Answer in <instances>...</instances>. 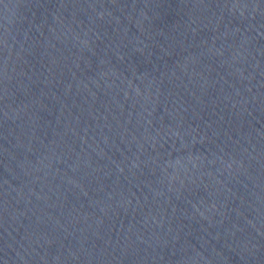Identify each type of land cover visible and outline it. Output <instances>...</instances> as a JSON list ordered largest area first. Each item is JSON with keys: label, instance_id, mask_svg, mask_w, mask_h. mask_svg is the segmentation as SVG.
I'll return each instance as SVG.
<instances>
[{"label": "water", "instance_id": "1", "mask_svg": "<svg viewBox=\"0 0 264 264\" xmlns=\"http://www.w3.org/2000/svg\"><path fill=\"white\" fill-rule=\"evenodd\" d=\"M0 264H264V0H0Z\"/></svg>", "mask_w": 264, "mask_h": 264}]
</instances>
